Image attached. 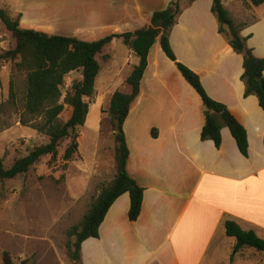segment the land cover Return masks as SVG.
Wrapping results in <instances>:
<instances>
[{
    "label": "crops",
    "instance_id": "1",
    "mask_svg": "<svg viewBox=\"0 0 264 264\" xmlns=\"http://www.w3.org/2000/svg\"><path fill=\"white\" fill-rule=\"evenodd\" d=\"M170 1L0 0V7L18 18L22 27L93 40L148 25L152 13ZM212 1H182L169 40L177 60L196 72L208 95L225 104L243 125L247 155L226 126L221 129L219 147L201 138L206 115L200 96L157 38L148 53L140 94L123 124L129 150L127 171L143 188L140 214L129 220V193L121 194L100 224L99 236L82 242L80 264H264V253L252 248L235 251V239L224 229L228 219L264 239V110L255 95L245 94L242 55L218 32ZM221 2L247 47L264 58V3ZM5 31L2 24L0 52L14 44L11 32L9 39ZM117 39L104 47L110 57L101 64L95 81L92 104L100 111L93 127L97 140L103 122L110 126L108 113L101 110L108 108L115 90L124 91L125 79L138 61L126 45L125 57L117 59L113 50ZM102 78L109 84L99 92ZM99 148L89 176L104 181L113 170L112 180L114 152L110 153V147L107 153ZM231 249L234 252L229 254Z\"/></svg>",
    "mask_w": 264,
    "mask_h": 264
},
{
    "label": "trees",
    "instance_id": "2",
    "mask_svg": "<svg viewBox=\"0 0 264 264\" xmlns=\"http://www.w3.org/2000/svg\"><path fill=\"white\" fill-rule=\"evenodd\" d=\"M182 1L193 0H171L164 9L152 13L148 25L131 32L113 31L93 40L59 36L22 27L18 18H12L5 9L0 7V21L11 32L14 39L12 46L0 52V63L15 61V69L25 73L23 112L20 123L29 124L37 133L48 138L47 143L34 146L25 156L16 159L10 167H5L4 160L0 157V180L13 179L28 172L46 155L52 159L55 158L62 142L68 139V144L61 155L64 162L62 166L65 168L69 160L78 153V129L84 125L89 103L94 98L95 81L101 64L110 57L109 54L103 53L104 47L114 38L121 39L138 59L137 64L133 66L125 79L131 88L130 92L115 90L105 111L110 118L111 134L114 140V175L91 201L81 220L67 231L69 240L66 250L72 261L80 263L82 242L89 237L99 236L100 224L111 204L121 194L129 193V220H136L140 214L143 188L127 171L129 150L123 124L132 103L140 94V82L147 66L148 53L157 38L162 51L175 62L183 78L200 96L205 111H209L202 126L201 138L211 139L219 147L221 129L226 126L235 138L241 153L247 155V134L243 125L231 114L225 104L208 95L199 75L178 61L173 52L169 36L181 12ZM247 1L253 6L264 3V0ZM211 11L217 19L218 32L225 37L234 52L242 55L244 69L242 80L245 83V94L255 95L264 110V58L256 57L252 49L247 47L246 39L239 33V26L234 23L221 0L212 1ZM73 71H79L81 78L71 84L61 100L65 77ZM10 97H14L12 82H10ZM65 106L71 108V113L69 118L63 121L60 114ZM224 229L227 236L235 239L233 247L235 251L240 248H252L264 253V239L253 230H243L237 223L228 219L224 221ZM2 262L3 264H27L25 260L14 261L8 251H3Z\"/></svg>",
    "mask_w": 264,
    "mask_h": 264
},
{
    "label": "rangeland",
    "instance_id": "3",
    "mask_svg": "<svg viewBox=\"0 0 264 264\" xmlns=\"http://www.w3.org/2000/svg\"><path fill=\"white\" fill-rule=\"evenodd\" d=\"M6 36L11 37L10 32L7 31ZM116 41L113 50L117 59L121 60L127 47L121 39ZM14 63L10 60L0 63V157L5 167H10L34 146L48 142L46 136L37 133L29 124L20 123L25 73L17 71ZM78 72L66 75L61 100L71 84L79 80ZM101 81L97 85L99 92L109 84V80L103 82L104 78ZM10 82L13 84V98L10 97ZM123 90L129 92L128 84L123 85ZM92 101L85 123L78 129L82 138L78 153L65 168L61 155L68 139L62 142L55 158L46 155L28 172L13 179L0 180V264H3V251H8L14 261L25 260L27 264H80L67 255V231L81 220L91 201L109 183L113 173L110 170V177L104 181L89 176L96 148L100 147V152L107 153L110 147V153L114 152L111 127L103 122L99 140L93 131L100 111ZM105 111L101 110L107 113ZM70 113L71 108L65 106L60 114L61 119L66 121ZM96 154H99L98 151ZM226 239L233 241L232 238ZM233 252L231 249L229 254Z\"/></svg>",
    "mask_w": 264,
    "mask_h": 264
},
{
    "label": "water",
    "instance_id": "4",
    "mask_svg": "<svg viewBox=\"0 0 264 264\" xmlns=\"http://www.w3.org/2000/svg\"><path fill=\"white\" fill-rule=\"evenodd\" d=\"M259 80H260V78H259ZM208 114H209V111L206 110V111H205V115H208Z\"/></svg>",
    "mask_w": 264,
    "mask_h": 264
}]
</instances>
